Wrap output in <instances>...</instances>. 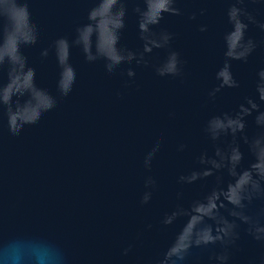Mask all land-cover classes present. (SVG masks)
<instances>
[{"label": "water", "instance_id": "water-1", "mask_svg": "<svg viewBox=\"0 0 264 264\" xmlns=\"http://www.w3.org/2000/svg\"><path fill=\"white\" fill-rule=\"evenodd\" d=\"M90 6L91 0H31L40 40L24 53L36 71L37 85L57 96L58 104L19 136L8 133L6 121L0 125V243L54 242L63 250L66 264H145L166 249L187 220L181 217L164 226V214L178 205L190 207L215 186L214 176L193 184H182L179 177L200 167L202 152H214L203 131L206 121L234 113L245 97L255 95L264 46L246 63L232 62L240 87L224 88L210 99L224 61L222 36L230 27L227 5L223 0H185L180 5L185 14L166 15L157 28L173 33L171 48L185 62L182 78L156 74L152 65L165 59V49L149 54V67L124 64L109 75L103 61L88 63L73 47L70 63L76 83L67 97H60V69L51 45L60 36L71 39ZM200 8H207V13L200 16ZM193 12L195 20L189 19ZM258 18L264 19V8ZM202 25L207 31L199 30ZM248 35L264 39L255 27ZM142 44L130 12L120 46L137 51ZM45 48L50 49L46 58L41 56ZM129 67L136 73L131 79L126 76ZM0 79L6 81V75ZM254 116L247 118L250 136L257 130ZM157 140L161 147L149 170L143 161ZM230 140L225 138L221 146ZM180 145L185 146L182 151ZM241 151L246 167L250 158L242 142ZM222 175L226 185L230 178ZM147 176L156 180V188L150 202L141 204ZM260 206L256 202L253 210ZM129 245L131 251L125 255ZM194 253L198 264H209L210 252ZM261 256L264 247L242 228L229 264H259Z\"/></svg>", "mask_w": 264, "mask_h": 264}, {"label": "clouds", "instance_id": "clouds-1", "mask_svg": "<svg viewBox=\"0 0 264 264\" xmlns=\"http://www.w3.org/2000/svg\"><path fill=\"white\" fill-rule=\"evenodd\" d=\"M86 9V18L78 23L71 39L56 38L51 45L60 69L56 83L60 97H67L76 83V71L70 63L71 49L78 48L88 63L104 62L105 71L115 74L121 65L149 67V54L154 49H165L167 55L159 64L152 65L160 77L182 78L184 61L180 53L171 48L173 33L159 29L165 16H182L185 10L180 6L185 0H91ZM208 2V0H202ZM227 5L225 16L230 26L222 36L224 61L216 72L219 84L209 92V98L224 88H238L239 81L232 72V62H247L249 57L264 46V39L256 40L248 35L250 27L264 34V19H259L264 0H223ZM31 0H0V125L6 121L11 136H19L26 126L37 125L42 116L57 107V96L36 83V71L29 66L24 53L27 47L35 46L40 40V28L32 17ZM200 8L199 15L207 13ZM136 17L142 49L133 51L120 46L126 18L129 13ZM197 13L189 15L195 20ZM201 32L207 31L202 25ZM50 49L41 51L48 57ZM125 74V73H122ZM136 75L129 67L126 76ZM255 95L247 96L234 113L225 112L210 117L204 126V133L213 143L214 152L207 151L198 157L199 168L179 177L182 184H193L215 177V186L202 198L193 200L190 207L178 205L165 213L161 224L173 225L179 218L187 217L173 241L149 258L145 264H198L194 250L210 252L209 264H229L231 249L241 238V229L254 241L264 247V68L257 74ZM127 84V82H126ZM254 116L256 132L246 131L247 118ZM231 137L230 141H222ZM241 142L247 148L250 158L245 167V153ZM161 147L157 140L144 158V167L151 169L152 161ZM179 146V150L184 149ZM222 173L230 178L226 185ZM145 191L140 203L148 204L156 188V180L147 176ZM256 202L259 208L253 210ZM132 246L124 249L127 255ZM0 264H66L63 250L54 242H32L12 240L0 243ZM259 264H264V256Z\"/></svg>", "mask_w": 264, "mask_h": 264}]
</instances>
